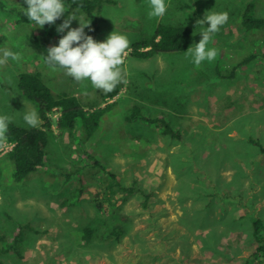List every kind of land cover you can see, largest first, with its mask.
I'll return each instance as SVG.
<instances>
[{
  "label": "rangeland",
  "instance_id": "obj_1",
  "mask_svg": "<svg viewBox=\"0 0 264 264\" xmlns=\"http://www.w3.org/2000/svg\"><path fill=\"white\" fill-rule=\"evenodd\" d=\"M103 1L96 12L97 42L114 31L130 41L123 82L112 98H105L108 93L94 89L90 81L82 86L64 70L46 65L31 28L17 24L16 15L0 8V57L4 49L20 54L18 61L0 65V115L29 127L23 113L37 108L17 86L22 72L40 73L55 95L77 96L87 110L110 106L91 138L61 132L56 124L60 113L53 112L45 165L22 183L13 179L8 157L13 145L0 143V234L11 242L16 228L27 223L39 231H26L21 255H1V264H245L258 246L252 224L261 219L264 226V58L241 62L264 45V35L246 31L241 16L252 4L254 17L264 18V0H165L169 7L162 19L148 18V0ZM69 10L77 16L70 28L79 27V20L86 23L80 11ZM207 12L229 14L208 45L218 51L213 62L196 66L186 51L148 59L131 55L132 46L151 39L160 23L190 27L194 47L202 39L197 21ZM58 26L46 25L50 47L58 46L70 30L58 33ZM234 68V79L222 78ZM135 107L143 117L169 118L184 140L164 136L141 120L129 122ZM89 153L123 183L136 181L146 193L152 192L149 208L137 193L121 208L104 205L98 210L92 198L107 185L99 169L84 171L88 192L77 201L79 176L67 179L64 174L90 167ZM212 188L228 199L225 206L218 197L212 208L205 207L210 199L199 192ZM193 202L196 211L206 208L199 211L219 228L215 234H221V240L210 241L216 252L205 250L197 237H207L206 228L183 220L184 208L191 209ZM116 223L127 226L122 242L106 236ZM88 227L95 231L90 243L83 238Z\"/></svg>",
  "mask_w": 264,
  "mask_h": 264
},
{
  "label": "trees",
  "instance_id": "obj_2",
  "mask_svg": "<svg viewBox=\"0 0 264 264\" xmlns=\"http://www.w3.org/2000/svg\"><path fill=\"white\" fill-rule=\"evenodd\" d=\"M63 3L69 9H77L84 15L86 23H90L87 26L85 34L90 35L94 38L95 41L97 34L99 32V17L96 13L100 8L103 0H63ZM28 7L27 4L19 3L8 0H0V8L8 11L11 14H14L18 17L17 24L28 25L31 32V39L37 44L38 47L43 51V58L45 60L47 56V50L50 48L48 37H45L47 34L46 25L42 28H36L34 22H31L25 15V9ZM252 4L248 5L247 9L242 14L241 24L243 28L251 33L260 32L264 35V18L254 17L252 12ZM65 12L54 24H62L63 20L67 18V15L70 14L71 10ZM193 31L190 27L184 25H171L160 23L156 27L155 32L153 33L151 39L142 40L135 43L132 46L131 55L139 59H148L160 54H169V53H180L185 52L190 47L191 37ZM43 40V41H41ZM0 38V43H1ZM73 46H76L75 44ZM258 57L264 58V45L258 49V51L249 54L247 60L242 61L241 63H247ZM236 66L235 68H237ZM235 68L231 71V74L224 75L222 78L234 79L235 78ZM19 90L23 95L36 106L41 119L43 120V128H31V127H21L15 123L9 125V131L7 133L6 141L8 143L14 144L12 151L9 152L8 157L14 165L13 179L16 183H22L34 173L40 171V169L45 165L47 158V144H48V134L49 130L52 127L53 120L50 115L59 111L60 116L56 124L61 132H68L70 136H75L78 132L87 138H91L95 135L100 127L101 118L110 108H92L87 110L83 105L81 100L74 95L68 93H61L55 95L47 83L42 78L40 73H31V72H22L18 76ZM119 89L113 90L108 93L105 98H112L117 95ZM129 122L141 120L149 125H153L160 130L162 135L183 141V134L179 128H177L171 120L167 117H162V115L157 117H143L137 107L133 109L130 115L127 116ZM81 122V126H78V123ZM46 128V129H45ZM48 131V132H47ZM250 141L253 145L260 146V142L257 139L250 138ZM4 142V141H2ZM0 142V143H2ZM91 160L90 167L84 166L76 170L67 171L64 175L67 179H70L74 175L79 176L78 188L75 193L77 201L84 199L88 192V183L87 174L84 173L88 169H99V172L103 174V177L106 182V187L101 192L96 191V195L92 198V202L96 204L98 210L104 209V205L109 206H118L122 207L126 203L127 199L133 194H140L143 196L144 200L142 205L148 209L150 204V199L153 195L152 192L146 193V191L134 181L131 184H125L116 173L109 171L100 161H98L92 154H87ZM60 171V173H62ZM90 172V171H89ZM199 177V176H198ZM196 176V181L198 178ZM202 189V188H201ZM203 197L210 199L207 201L206 208H212L214 201L219 197V190L207 189L205 192H199ZM225 206L224 202L228 199L224 197H219ZM197 202H193L192 208H184L185 218L183 219L186 222H191L195 225L194 227H200L207 230V237L197 236L200 240L203 248L205 250H210L216 252L214 247L210 244V241H220L222 238L221 234H215L219 228L212 224L209 221L205 213L200 212L202 208H197L196 211L195 205ZM206 208H203L206 211ZM203 211V210H202ZM203 211V212H204ZM242 219V217H240ZM235 219V224L237 223ZM252 236L256 240L258 246L253 250L250 259L247 260L245 264H264V235H263V221L261 219H256L253 224ZM235 227V226H234ZM158 231V227H155ZM228 230H231L230 227H227ZM29 231L37 232L29 223L21 224L16 228V231L13 233L12 241L7 242L6 236L0 234V243L2 246L0 248V256L5 254L9 255L10 253H17L21 255L19 249L23 241L24 233ZM39 232V231H38ZM94 229L91 227L84 229L83 238L90 243L94 235ZM162 235V232L158 231ZM127 233V226L121 223H116L113 225V228L110 232H107V238L112 239L115 242H122L123 236ZM4 244V245H3ZM1 264V260H0Z\"/></svg>",
  "mask_w": 264,
  "mask_h": 264
},
{
  "label": "clouds",
  "instance_id": "obj_3",
  "mask_svg": "<svg viewBox=\"0 0 264 264\" xmlns=\"http://www.w3.org/2000/svg\"><path fill=\"white\" fill-rule=\"evenodd\" d=\"M25 3L28 5L25 15L35 23L36 28H43L45 24H54L68 11L63 0H25ZM148 5L149 19H162L169 7L165 0H148ZM74 19H77V16L69 14L57 27L58 33H63L66 29L70 30L59 40L58 46L48 48L45 58L46 65L54 70H64L65 75L70 76L82 86L85 81H90L94 89L101 90L105 94L112 92L118 84L123 82L122 66L129 55V39L114 31L106 41L97 42L84 32V28L90 23H81L78 19L79 27L70 28ZM228 20L227 12H207L203 19L198 20L197 24L201 25L199 33L202 39L194 47L190 46L186 50V58L190 56V62L196 66L205 60L213 62L218 56V51L208 45ZM204 24L208 26L204 28ZM74 44L76 46H73ZM9 59L18 61L20 54L4 49L2 57H0V65H5ZM23 103L25 105L24 101ZM23 121L31 128H39L43 124V120L35 108L23 113ZM12 122L11 116L0 115V142L7 139L9 125Z\"/></svg>",
  "mask_w": 264,
  "mask_h": 264
},
{
  "label": "bare ground",
  "instance_id": "obj_4",
  "mask_svg": "<svg viewBox=\"0 0 264 264\" xmlns=\"http://www.w3.org/2000/svg\"><path fill=\"white\" fill-rule=\"evenodd\" d=\"M4 143H8V142L5 140ZM11 144H12V143H11ZM12 145H13V147H14V144H12ZM13 147H12V148H13Z\"/></svg>",
  "mask_w": 264,
  "mask_h": 264
}]
</instances>
